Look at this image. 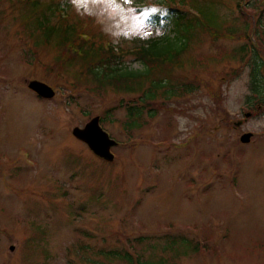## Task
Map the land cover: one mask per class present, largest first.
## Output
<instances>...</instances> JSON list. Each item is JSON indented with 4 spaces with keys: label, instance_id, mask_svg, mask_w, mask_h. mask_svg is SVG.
<instances>
[{
    "label": "rangeland",
    "instance_id": "374dc122",
    "mask_svg": "<svg viewBox=\"0 0 264 264\" xmlns=\"http://www.w3.org/2000/svg\"><path fill=\"white\" fill-rule=\"evenodd\" d=\"M67 1L68 22L123 50L135 39L174 40L168 2L189 15L198 9L196 26L212 25L216 34L197 30L187 41L180 63L158 74L165 87L175 81L183 91L147 103L141 125L128 132L126 107L139 104V94L78 83L64 61L55 62L58 49L35 44L37 32L25 29L26 2L0 0V264H130L99 253L117 249L131 264H264V103H247L256 96L251 52H236L253 41L264 57L263 29L255 30L264 25V2ZM124 51L120 71L144 69ZM31 79L55 96L36 97ZM107 112L103 127L124 143L112 148V161L71 131ZM246 131L253 136L242 143Z\"/></svg>",
    "mask_w": 264,
    "mask_h": 264
},
{
    "label": "trees",
    "instance_id": "16d2710c",
    "mask_svg": "<svg viewBox=\"0 0 264 264\" xmlns=\"http://www.w3.org/2000/svg\"><path fill=\"white\" fill-rule=\"evenodd\" d=\"M26 2L23 5L24 8H20L22 13H26L21 18L24 20L25 27L30 34H33L34 31L37 32L34 36V43L52 45L55 49L57 48L59 52L56 54L55 62L59 64L64 61L65 70L74 72V77L78 83L84 80L85 83L90 84L91 88L95 90H102L105 87L115 93L139 94L137 100L140 103L126 107V122L123 126L127 131L136 129L141 125L140 119L143 107L156 99L157 88H160L163 96L167 98L183 90L179 82H172L171 80L172 84L168 83L165 87V84L162 83V77H158V74L167 75L171 67L180 63L178 60H180L181 54L188 49V44L195 38L197 30H204L207 34H214L212 25L206 24L204 28L196 26L197 19L201 18L189 15L188 12L180 7L170 4L168 7L171 17H169L175 29L174 40L170 41V38H165L161 41L163 42L162 46H159V42L155 40L147 47L132 51L135 58L144 65V69L148 68L147 72H144V69L131 70L130 67H125L123 71H120L119 67L113 66L111 63H114L116 58H118L113 52L108 53L100 45L96 47L88 40L78 37L79 34L76 28L73 25H63V20L58 19L52 22L51 18L56 16L54 6H43L39 0H28ZM158 17L156 16L157 20L159 19ZM260 26L263 29L261 32L264 33V25L261 24ZM243 28L245 30L241 29L240 31L248 36L249 34L246 32L247 23H244ZM255 30L259 31V27L257 26ZM233 31L237 30L233 29ZM187 41L189 42L187 43ZM250 43L252 45L251 49H247L246 45H241L236 49V52L242 53V55L248 51L251 52L248 57L250 89L256 94L255 99L257 102L264 103V57L261 56L256 43L253 41ZM178 44V48L173 47ZM261 51L264 54V42ZM172 56L175 60H170ZM173 61L176 63H173ZM73 63L81 64L80 69L71 70L69 66ZM146 82H149L150 85L145 86ZM247 101L251 102L250 95ZM149 116H152V114H149ZM196 249L195 245L193 250L195 251ZM100 253L107 259H119L130 264L132 262L130 254L124 250H100ZM159 263L164 264L163 261Z\"/></svg>",
    "mask_w": 264,
    "mask_h": 264
},
{
    "label": "water",
    "instance_id": "95a60500",
    "mask_svg": "<svg viewBox=\"0 0 264 264\" xmlns=\"http://www.w3.org/2000/svg\"><path fill=\"white\" fill-rule=\"evenodd\" d=\"M29 87L44 97H52L54 94V92L47 85L38 81H31L29 83ZM73 133L77 137L86 141L89 147L97 155L106 159H112V155L109 153V147L114 144V141L108 139L107 135L99 128L97 124V118L92 119L82 129L74 128ZM250 137V132L243 133L240 136V141L244 143L248 142L250 140Z\"/></svg>",
    "mask_w": 264,
    "mask_h": 264
}]
</instances>
